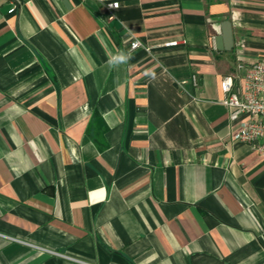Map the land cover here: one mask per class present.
Returning <instances> with one entry per match:
<instances>
[{
  "label": "crops",
  "instance_id": "obj_1",
  "mask_svg": "<svg viewBox=\"0 0 264 264\" xmlns=\"http://www.w3.org/2000/svg\"><path fill=\"white\" fill-rule=\"evenodd\" d=\"M262 56L264 0H0V264H264Z\"/></svg>",
  "mask_w": 264,
  "mask_h": 264
},
{
  "label": "built area",
  "instance_id": "obj_2",
  "mask_svg": "<svg viewBox=\"0 0 264 264\" xmlns=\"http://www.w3.org/2000/svg\"><path fill=\"white\" fill-rule=\"evenodd\" d=\"M109 11L120 7V0H98ZM15 7L11 9V12ZM177 42H169L176 44ZM140 40L132 42V48L141 46ZM197 83V76H193ZM181 84L186 83L181 81ZM221 102L230 109V119L238 121L233 139L249 144L264 154V56L252 61H239L235 69L221 81Z\"/></svg>",
  "mask_w": 264,
  "mask_h": 264
},
{
  "label": "clouds",
  "instance_id": "obj_3",
  "mask_svg": "<svg viewBox=\"0 0 264 264\" xmlns=\"http://www.w3.org/2000/svg\"><path fill=\"white\" fill-rule=\"evenodd\" d=\"M119 59H120V61H126L127 60V57L125 56V55H121L120 57H119ZM109 63H111V61H109Z\"/></svg>",
  "mask_w": 264,
  "mask_h": 264
}]
</instances>
